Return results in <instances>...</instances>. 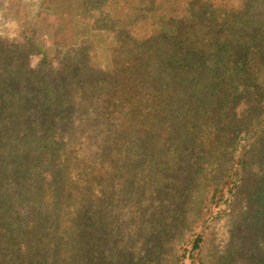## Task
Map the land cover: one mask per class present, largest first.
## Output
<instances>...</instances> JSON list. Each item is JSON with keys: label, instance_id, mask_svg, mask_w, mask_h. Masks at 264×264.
I'll return each instance as SVG.
<instances>
[{"label": "trees", "instance_id": "1", "mask_svg": "<svg viewBox=\"0 0 264 264\" xmlns=\"http://www.w3.org/2000/svg\"><path fill=\"white\" fill-rule=\"evenodd\" d=\"M98 1L85 0L81 15L93 27L107 32L110 44L111 41L113 43V61L115 66H119L124 56L128 55L129 49H125L127 42L132 43V50H141L143 40L137 37L136 27L143 21L147 11L137 16L135 6L130 5L127 10L122 0H108L107 8L102 10L104 6L98 4ZM249 4L246 0L244 6L253 5ZM19 8L18 4L15 10ZM126 12L128 15L124 18L123 13ZM148 12L156 11L149 8ZM227 12L225 7H217L209 0H185L183 6L169 0L166 12L160 19V24L163 20V24L166 23L163 35L151 37L144 45L150 48L152 43L164 40L165 57L158 59L149 54L143 61L128 63L108 75L101 74L100 70L91 65L94 54L85 50L80 51L75 58L65 60L67 64L75 66L71 72L57 71L55 77L59 79L51 81L48 77H41L40 69L32 70L25 53L12 54L14 52L9 50L10 45L0 43V71L4 70L0 74V104L7 105L12 101L13 105H19V113L24 111L25 116H28L30 111L33 119L35 114L36 120L44 116L58 117L57 121L64 124L63 130L67 132L68 145L83 136L85 146L94 156L92 176L101 173L106 159H109L108 174L116 188L114 195L109 198L111 203L122 201L127 213L133 211L139 216L138 222L125 230L126 238L118 244L121 247L120 253L112 256H109V250L104 248L96 251L90 244L91 227L97 215L100 216L102 212V204L94 205L87 197L74 208L71 223L65 231L60 232L56 240H49L47 234L60 213L58 210H45L38 216L33 215L34 220L21 228V236L28 245H14L11 244V238L18 229L12 218L18 214L17 209L14 202L10 205L11 200L5 196L6 192L0 193V264L19 254V249L29 251V264H75L78 250L80 264H104L105 259L108 261L106 264H179L186 252L183 237L194 229L197 219L203 213L202 207L207 206V199L209 202L217 197L221 199L229 184L227 172L220 182L207 185L212 191L209 190L197 201L199 205L202 204L197 218L187 211L194 208L192 204H196L197 196L193 197L191 189L198 168L205 160L203 154L206 150L202 137L208 134L207 129L225 150H231L227 171L236 165L232 175L237 178L239 185L233 194L232 211L228 216L239 228L234 207L239 199L242 200L238 211L248 227L244 233L239 230L230 241L219 246L212 244L210 237L205 234H198L189 253L197 264H264V142L260 143L263 148L259 149V159L254 166L244 154L237 158L234 154L235 145L241 138V130L234 128V108L248 86L220 85L219 80L213 81L214 77L205 84V77L200 71L214 68L217 74L229 70L232 78L239 81L247 68L249 48L245 43L243 48L232 53L231 45L225 48L218 43L222 39L220 32L208 41L205 39L209 34L191 39L188 31L196 27L198 22L191 23L189 27L185 24V15L194 21L210 22ZM228 22L224 20L221 25ZM250 53L256 57L259 66L264 68V50L258 47ZM203 60L207 62L204 67ZM154 62L155 69L149 75L147 71ZM229 63H232L230 67ZM139 73L142 74L140 80H137ZM145 73L148 74V84L151 86L147 91L153 88L156 90L141 108L128 110L119 121L115 108L120 101L116 97L131 101L137 85L144 82L141 79ZM111 76H115L116 80H110ZM102 80L108 82L103 83ZM108 84L114 90L104 100L91 101L82 96L77 98L80 92L86 94L93 88H107ZM238 87L242 89L236 90ZM225 89H235L230 102L224 98ZM74 101L82 106L91 105L90 112L81 121L83 125L75 132L73 122H70L77 109ZM102 103L105 104L104 108L99 107ZM244 111L245 108L241 113ZM40 123L34 122L37 127ZM239 123L246 125L247 118L241 116ZM256 140L261 141V137ZM168 141L171 147L166 152L163 145ZM254 141L252 145L256 144ZM153 153H156L155 159L149 156ZM185 167L188 168L186 174L181 176V168ZM69 175L68 161H64L60 177L68 180ZM15 191H18V187ZM64 197V193L57 194L61 206ZM70 205L74 206L75 202ZM4 206L8 213L2 211ZM56 206L59 207V204ZM98 221L100 223L102 219ZM112 230H116L114 224ZM94 235L101 239L109 238L105 229L96 230ZM200 244L205 245L204 255L201 254ZM196 249L200 250L194 258Z\"/></svg>", "mask_w": 264, "mask_h": 264}, {"label": "rangeland", "instance_id": "2", "mask_svg": "<svg viewBox=\"0 0 264 264\" xmlns=\"http://www.w3.org/2000/svg\"><path fill=\"white\" fill-rule=\"evenodd\" d=\"M110 1L116 2V0ZM209 1L217 7H225L228 12L222 16H217L214 21L210 22L194 21L185 15V24L189 27L191 23L198 22L196 27L188 31L191 39L209 34L205 39L208 41L211 36L220 32L222 39L218 40V43L225 48H230L231 45L232 53L240 50L243 48V44L247 43L249 48L247 54L250 56L247 59L244 75L239 81L232 78L229 70L224 71V73L219 71L217 74L214 72V68H205L200 71L205 77V84H208L211 77H214L213 81L219 80L220 85L224 83L248 86V90L234 108L236 114L234 128L241 130V138L235 145L234 154L236 158L244 154L254 166L259 159L258 151L263 148V144L260 143L264 142V68L259 66L258 60L250 51H254L258 47L264 50V0H248L249 5L253 4L248 5L249 7L244 6L246 0ZM118 2L120 1L118 0ZM121 2L127 10L130 5L135 6L137 16L144 10L147 11V15L136 27L137 37L143 40L141 41L143 43L141 50H132V43L127 42L125 49H129V52L127 56H124V60L119 66H115L113 61L111 54L113 43L111 41L110 44L107 32L93 27L81 15L85 0H0V43L10 45L9 50L14 52L12 54L21 55L25 53L26 61L32 70L40 69L41 77H48L51 81L59 79L58 76L55 77L57 71L71 72L75 66L67 64L65 60L75 58L80 51L85 52V50L94 54L91 58V65L100 70L99 72L103 75L110 74L118 67L124 68L128 63L143 61L149 54L154 55L155 58L163 59L166 54L164 40L152 43L150 48H145L144 45L151 37L163 35L166 23L163 24V20L160 24V19L166 12L169 0H122ZM173 2H178L183 6L185 0H173ZM18 4L20 8L15 10ZM98 4H103L102 10H104L107 8L108 0H99ZM149 8H154L156 12H148ZM185 9H187L186 4ZM127 15V12L123 13L124 18H127ZM224 20L229 22L221 25ZM214 24L217 25L212 28ZM210 32L212 33L210 34ZM169 33L171 32H165V34ZM154 64L156 62L147 71L149 75L155 69ZM205 64L207 62L203 60L202 67ZM231 65L232 63H229L228 67ZM3 71H0V74ZM141 74H137V80H140ZM109 79L114 81L116 77L111 76ZM141 80L144 82L137 85L131 101L127 98L119 99L116 97L123 105L117 104L115 108L116 117L119 121L122 120L123 114L128 110L141 108L156 90L153 88L147 91L151 88L148 84V74L145 73ZM102 82L108 81L102 80ZM241 89L242 87H238L236 90L240 91ZM113 90L112 85L107 88L97 87L86 92V94L78 93L77 98L82 96L91 101H101ZM234 91L235 89H230V91L225 89L223 95L226 102H230V99L233 98ZM0 98L2 97L0 96ZM126 101L127 103H125ZM242 102L245 104L242 105ZM74 103L77 105V109H75L70 122H73L75 132L83 125L81 121L90 112L91 105L82 106L75 101ZM81 106L82 108H80ZM99 107L104 108L105 104L102 103ZM244 108L246 111L241 113ZM18 109L19 105H13L12 101H9L7 105L0 104V193L6 192L5 196H9L11 200L10 205L14 202V207L18 213L12 218V222L18 230L11 238V244L28 245V242L21 236V228L34 220L33 215L38 216L45 210L51 212L58 210L60 213L59 218L53 222V228L47 234L49 240H56L60 232L65 231L71 223L74 208L87 197L94 205L102 204V212L100 216L97 215V219L91 227L90 244L96 248V251H101L104 248L109 250V256L119 254L121 247L119 248L118 244L126 238L125 230L134 226L138 222L139 216L133 211L127 213L126 205L122 201L118 200L116 203H111L109 198L114 195L116 188L108 174L109 159H106L102 172L93 177L91 164L94 156L90 149L85 146L83 136L68 145L67 132L63 130L64 124L57 121L58 117L44 116V118L41 117L36 120L34 114L35 121L41 122L37 127L30 111L29 115L25 116V112L19 113ZM241 116L247 118L246 125H239ZM207 131L208 134L206 133L202 137V144L206 150L203 154L205 160L198 168L194 186L191 189L193 197L197 196L196 204H192L193 209L186 210L195 214V218H197L202 207V204L199 205L197 201L211 190L207 185L220 182L222 176L227 172L229 184L225 187L224 196L221 199L217 197L211 202L207 199L205 203L207 206L202 207L203 213L197 219L194 229L183 237L182 240H185L183 248L186 252L179 264H197V261L189 253L196 235L203 233L210 237L212 244L219 246L230 241L236 233H239V230L244 233L248 227L238 211V205H242V200L239 199L238 204H234L239 228L232 223L228 216L232 211L233 194L236 191V186L239 185L237 178L232 175L236 165H234L235 168L232 166L231 171H227L230 166L231 150L228 148L225 150L222 144L217 142L218 139L215 141L212 133L208 129ZM258 137H261V141H254ZM253 141L256 143L255 145H252ZM170 147V141L163 145L166 152ZM153 154L149 156L155 159L156 153ZM45 155H47L46 159L43 158ZM64 161H68L70 171L68 180H63L60 177L61 165ZM187 169L186 167L181 168V176L186 174ZM147 185L151 186V183L147 182ZM16 187H18V191H15ZM229 190L231 191L229 192ZM61 193L65 194L62 199V206L57 199V194ZM73 202L75 205L71 206L70 203ZM57 203L59 207L56 206ZM40 208L41 210L38 211ZM2 211L8 213L5 206ZM99 218L102 219L100 223ZM113 224L116 227L115 231L112 230ZM98 229L107 230L109 238L95 237L94 233ZM110 230L112 231L110 232ZM200 248L201 254L204 255L205 245L200 244ZM199 250H194V258ZM79 251L76 254L75 264L81 263L78 261ZM29 258H31L29 251L19 249V254L14 255L10 261H4L1 264H29ZM107 262L105 259L104 264Z\"/></svg>", "mask_w": 264, "mask_h": 264}]
</instances>
